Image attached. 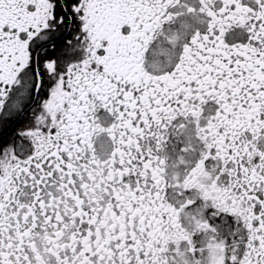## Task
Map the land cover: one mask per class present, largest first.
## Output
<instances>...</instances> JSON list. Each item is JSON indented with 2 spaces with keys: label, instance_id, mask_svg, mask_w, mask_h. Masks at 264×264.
I'll list each match as a JSON object with an SVG mask.
<instances>
[{
  "label": "snow or ice",
  "instance_id": "snow-or-ice-1",
  "mask_svg": "<svg viewBox=\"0 0 264 264\" xmlns=\"http://www.w3.org/2000/svg\"><path fill=\"white\" fill-rule=\"evenodd\" d=\"M0 264H264V0H0Z\"/></svg>",
  "mask_w": 264,
  "mask_h": 264
}]
</instances>
